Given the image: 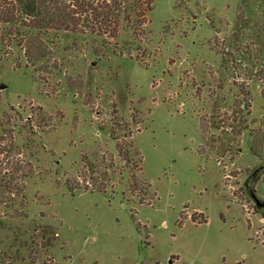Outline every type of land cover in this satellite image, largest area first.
Instances as JSON below:
<instances>
[{
	"label": "rangeland",
	"instance_id": "obj_1",
	"mask_svg": "<svg viewBox=\"0 0 264 264\" xmlns=\"http://www.w3.org/2000/svg\"><path fill=\"white\" fill-rule=\"evenodd\" d=\"M148 1L112 41L131 55L60 31L48 78L16 49L0 69V137L33 166L25 199L0 196V264H264V0ZM243 101L221 156L199 120Z\"/></svg>",
	"mask_w": 264,
	"mask_h": 264
},
{
	"label": "trees",
	"instance_id": "obj_2",
	"mask_svg": "<svg viewBox=\"0 0 264 264\" xmlns=\"http://www.w3.org/2000/svg\"><path fill=\"white\" fill-rule=\"evenodd\" d=\"M125 4L126 0H0V69L16 49L14 67L20 68L23 60V66L32 68L36 79L43 81L48 78L51 72L58 69V64L53 58L54 52L46 34L60 31L92 35L94 41L100 39L99 44L96 43L99 47L93 48V52L98 55H103L105 48L111 49L115 55L125 53L131 55L118 48L116 44L111 48L112 41L119 35L122 20L131 25L133 33L141 34L144 31L142 27L146 20L143 16V20L139 21L138 16L141 12L145 15V11L151 10L152 6L148 0L144 2L134 0L133 7H130L131 10ZM133 14L136 18L132 17ZM248 106V103L243 101L239 106V112L232 111L230 116L232 122L228 124L226 119L220 120L218 116H215V121H212L209 126L204 118L199 120L201 132L206 140L207 128L219 130L218 135H213L209 141L215 144L220 143L221 149L219 147L218 149L222 151L221 156L226 152H231L230 148L234 147L232 143L242 131L247 129L241 108L246 109ZM37 109L39 111L36 116L42 121L47 120L48 116L43 108L38 106ZM235 114L236 118L240 119L237 124ZM30 118L29 122H32L33 115ZM8 137H0V196L9 194L12 197L19 196L23 200L25 199L24 180L33 175V166L24 160L21 151H15L16 145L11 133ZM2 141H5L6 146L2 145ZM128 143L133 146L132 140ZM88 165L91 166L89 167L91 170L96 169L93 163ZM132 177L134 181H131V188L135 189L141 181H138L135 175ZM72 182L70 178L67 179V185L73 194L76 186ZM92 189L105 191V187L93 186ZM145 199L140 197V204L144 205ZM256 206L257 208L262 207ZM202 222H206V219Z\"/></svg>",
	"mask_w": 264,
	"mask_h": 264
},
{
	"label": "water",
	"instance_id": "obj_3",
	"mask_svg": "<svg viewBox=\"0 0 264 264\" xmlns=\"http://www.w3.org/2000/svg\"><path fill=\"white\" fill-rule=\"evenodd\" d=\"M4 87H5V85H1V88H4ZM255 201H256V205H258V206H264V203H262L261 201H259L257 198H255Z\"/></svg>",
	"mask_w": 264,
	"mask_h": 264
}]
</instances>
